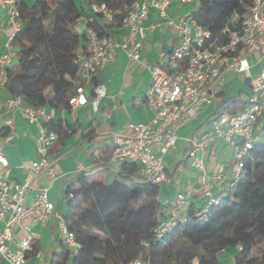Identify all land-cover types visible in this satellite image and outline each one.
I'll list each match as a JSON object with an SVG mask.
<instances>
[{
  "label": "built area",
  "instance_id": "2783aa9c",
  "mask_svg": "<svg viewBox=\"0 0 264 264\" xmlns=\"http://www.w3.org/2000/svg\"><path fill=\"white\" fill-rule=\"evenodd\" d=\"M18 0H0V8H8L9 31L5 35L0 52V134L6 139L15 133L14 116L22 114L38 125L36 137V158L27 165H19L27 170L24 180L11 177L12 166L0 149V264H25L26 255L37 240L34 224L45 222L53 214L54 205L48 198V186L39 184L41 175L54 177L56 160L50 156L51 148L57 140L55 132L45 125L50 120L46 107H32L23 103L20 96H3L2 90L8 78V68L17 58L13 38L20 26ZM173 1L186 3L191 0H141L136 1L122 19L124 34L121 39L110 34L99 35L90 27H84L87 49L76 55L78 64L77 81L73 94L68 98L70 108L91 104L97 110L99 101L105 96V88L92 84V77L115 59L121 50L133 61H139L143 42L141 23L150 8H155L165 23L174 27L175 42L165 58L148 65L150 84L141 97L151 111L147 122H129L127 131L112 135L113 145L109 160L135 162L137 176L144 181L169 184L171 177L165 170L163 156L175 147L178 131L196 117L202 106L219 103L228 93L223 90L225 76H243L250 87L242 106L234 110L218 107L208 119L204 133L187 138L186 157L189 164L199 173L201 195L206 206L216 203L212 188L220 187L223 174H208L205 160L208 148L216 139L232 145L234 165L231 178H237L243 167V158L257 142L264 138L259 119L264 122V0H252L243 16L233 12L229 24H225L222 34L225 41L213 38L210 31L194 18L184 16L178 21L168 16V8ZM92 12L100 15L102 24L113 20L111 11L103 2L93 3ZM1 29V28H0ZM179 67V61H184ZM262 64L259 70L258 64ZM254 70V71H253ZM87 87H91L88 91ZM229 97V96H228ZM39 118H45L39 123ZM98 155V151H96ZM34 192L32 200L28 196ZM72 196L65 194V200ZM189 192H177L168 202V211L158 225V234L172 229L179 220H184V210ZM59 219V241L72 252L77 242L74 232ZM196 264V260L192 261ZM127 264H146L134 260Z\"/></svg>",
  "mask_w": 264,
  "mask_h": 264
},
{
  "label": "trees",
  "instance_id": "16d2710c",
  "mask_svg": "<svg viewBox=\"0 0 264 264\" xmlns=\"http://www.w3.org/2000/svg\"><path fill=\"white\" fill-rule=\"evenodd\" d=\"M136 1L141 0H84L85 5L73 0H34L28 6L18 0L20 26L13 38L17 61L8 68L4 90L32 107L70 108L68 98L78 74L76 55L87 49L85 35L75 29L76 24L83 17L85 27L99 35L110 34L111 28L122 25ZM251 1L197 0V7L187 16L209 30L213 38L225 41L224 25L229 24L233 12L245 15ZM100 2L113 11V20L107 24L91 10L93 3ZM184 64L185 60L179 61V67ZM91 83L98 84L97 74ZM247 93L240 91L222 99L216 110L242 106ZM45 125L56 133L57 140L79 128L78 122L53 119ZM260 129L264 133V122ZM116 169L127 183L78 175V186L66 189L65 194L71 191L72 196L65 200L63 219L78 246L72 252L60 242L59 253L48 264H127L134 260L220 264L216 256L228 247L239 248L235 264H264V138L248 150L238 177L225 179L214 192L216 203L187 204L185 219L162 234L157 228L167 207L158 197L160 184L141 180L135 162H119ZM38 249L34 242L26 257L36 255Z\"/></svg>",
  "mask_w": 264,
  "mask_h": 264
},
{
  "label": "crops",
  "instance_id": "0c3cea01",
  "mask_svg": "<svg viewBox=\"0 0 264 264\" xmlns=\"http://www.w3.org/2000/svg\"><path fill=\"white\" fill-rule=\"evenodd\" d=\"M23 1L28 6L34 2V0ZM73 1L77 5H85L84 0ZM196 7L197 0L186 3L173 1L168 8V16L178 21ZM7 11V7L0 8V52L5 35L9 31ZM84 22L82 17L76 24L75 29L78 32L84 29ZM141 26L143 42L139 61L130 60L125 52L118 50L114 61L96 73L98 84L105 88V96L99 101L97 110H93L91 104L76 108H52L45 105L50 119L61 120L69 124L78 122L79 128L75 134L54 142L50 151V156L56 160L54 177L43 174L38 180L39 184L48 186V198L52 201L54 210L45 222L34 224L37 232L35 242L39 245V249L34 257L27 258L25 264H48L49 259L59 253V219L56 215H64L66 211L65 191L71 186H78V175L102 179L108 183L128 182L117 173L118 163L111 162L108 158L113 145L112 135L125 133L129 122L149 121L151 111L147 104L141 101V97L146 93L150 84L148 65L162 61L175 42L174 27L167 25L155 8H150ZM110 33L121 39L124 29L122 26L113 27ZM232 75L227 74L226 76L230 79ZM225 87L224 85V90ZM87 88L90 92L91 87ZM2 95L6 96L8 93L3 89ZM215 105L200 107L196 117L179 129L175 147L163 156L165 170L171 177L169 184H160L158 197L167 207L164 217L168 211L169 200L177 192H189L187 198L189 205L194 203L199 206L205 202L201 195L199 173L190 166L186 157L189 147L186 139L198 137L204 133L208 125V117L216 111ZM38 121L43 123L45 118H39ZM259 122L263 124V118H260ZM14 124L15 133L12 138L6 139L3 134H0V149L12 166L11 177L21 181L25 179L27 170L18 166L27 165L36 158L35 140L38 135V125L20 113L14 116ZM231 156H233L231 144L220 139L212 142L205 160L208 174L219 173L223 174L225 179L230 178L232 169L228 165V159ZM221 187L214 186L212 192H217ZM33 194L34 192L29 194L28 201L32 200ZM238 249V247L223 249L218 252L216 259L220 264H235L234 256Z\"/></svg>",
  "mask_w": 264,
  "mask_h": 264
},
{
  "label": "rangeland",
  "instance_id": "374dc122",
  "mask_svg": "<svg viewBox=\"0 0 264 264\" xmlns=\"http://www.w3.org/2000/svg\"><path fill=\"white\" fill-rule=\"evenodd\" d=\"M16 61H17V59H15L13 61V64L16 63ZM256 68L260 70L262 68V64L261 63L258 64L256 66ZM232 76L233 77L230 78V79L227 78V76H225V82H224L225 86H226L225 87V92L228 93V95L237 94L240 91H241V93H246L247 91L249 92L250 87L245 82V79H244L243 76H239V75H236V74H233ZM228 165L230 166V169L235 167V165H234V157L233 156H231L228 159ZM231 166H232V168H231ZM54 247H55V245H54ZM32 257H34V256H32Z\"/></svg>",
  "mask_w": 264,
  "mask_h": 264
}]
</instances>
